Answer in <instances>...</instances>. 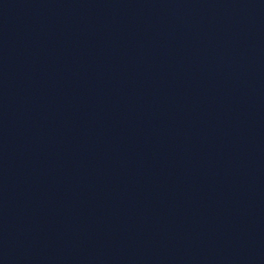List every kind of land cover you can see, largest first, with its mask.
I'll list each match as a JSON object with an SVG mask.
<instances>
[{
  "label": "water",
  "instance_id": "water-1",
  "mask_svg": "<svg viewBox=\"0 0 264 264\" xmlns=\"http://www.w3.org/2000/svg\"><path fill=\"white\" fill-rule=\"evenodd\" d=\"M0 264H264V0H0Z\"/></svg>",
  "mask_w": 264,
  "mask_h": 264
}]
</instances>
